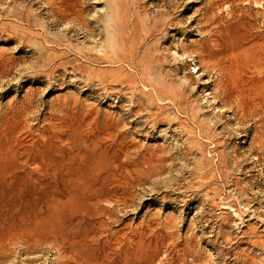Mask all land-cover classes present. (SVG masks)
Returning <instances> with one entry per match:
<instances>
[{"label": "rangeland", "instance_id": "1", "mask_svg": "<svg viewBox=\"0 0 264 264\" xmlns=\"http://www.w3.org/2000/svg\"><path fill=\"white\" fill-rule=\"evenodd\" d=\"M0 264H264V0H0Z\"/></svg>", "mask_w": 264, "mask_h": 264}, {"label": "bare ground", "instance_id": "2", "mask_svg": "<svg viewBox=\"0 0 264 264\" xmlns=\"http://www.w3.org/2000/svg\"><path fill=\"white\" fill-rule=\"evenodd\" d=\"M211 37V36H210Z\"/></svg>", "mask_w": 264, "mask_h": 264}]
</instances>
